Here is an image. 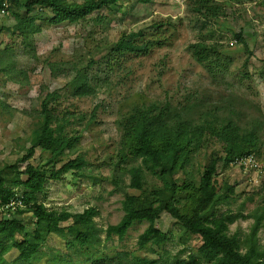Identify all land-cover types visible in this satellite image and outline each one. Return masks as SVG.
Instances as JSON below:
<instances>
[{
	"label": "rangeland",
	"instance_id": "obj_1",
	"mask_svg": "<svg viewBox=\"0 0 264 264\" xmlns=\"http://www.w3.org/2000/svg\"><path fill=\"white\" fill-rule=\"evenodd\" d=\"M19 1L23 4L25 0ZM195 1L120 0L78 22L60 24L49 22L48 11L25 14L24 9L15 8L12 13H0V167L25 154L32 131L41 123L42 98L57 92L52 108L59 116L68 117V132L80 139L55 169L78 155L86 165L57 180L47 178L38 200L58 212L95 208L93 220L102 230L99 248L110 259H116L117 252L149 259L186 258L201 244L198 236L184 232L165 212L155 222L168 234L162 247L138 248V236L147 222L135 223L121 240L116 236L105 239L106 227L122 217L124 196L141 193L128 186L127 173L140 160L132 158L121 144V123L132 108L168 102L196 122L208 113L218 119L233 116L243 131L256 130L260 146L256 156L264 160V1L206 0L208 6L215 7L212 15L200 11ZM15 12L22 17L19 22ZM30 17L33 21L28 23ZM17 23L21 27L14 30ZM36 27L40 29L34 30ZM130 33L140 34L135 36L138 44L153 41L159 45L154 44L143 55L113 53L114 44ZM233 33L241 34L245 42H239ZM195 43L205 44L206 48L198 51L204 59L194 54ZM85 82L93 93L75 95V89ZM224 155L222 144L211 138L192 153L186 174L178 173L173 179L181 184L187 175L197 184L206 162L217 159L213 177L216 195L206 214L237 216L229 233L242 240L254 223L252 214L264 203V178L252 170L245 173L236 166H224ZM46 158L47 153L36 148L33 157L18 167L23 170L28 163H44ZM144 179L148 189L161 184L147 171ZM226 184L233 187L232 193ZM17 190L21 193L23 188ZM176 198L185 211L194 204L185 193ZM22 219L30 230L40 233L42 256L66 255L64 242L46 231V223L37 224L30 214ZM257 240L264 245V221ZM16 256L17 252L10 250L2 264H16ZM41 264H47L45 257Z\"/></svg>",
	"mask_w": 264,
	"mask_h": 264
},
{
	"label": "trees",
	"instance_id": "obj_2",
	"mask_svg": "<svg viewBox=\"0 0 264 264\" xmlns=\"http://www.w3.org/2000/svg\"><path fill=\"white\" fill-rule=\"evenodd\" d=\"M118 1L120 0H25L21 4L19 0H0V13L6 4L8 13L9 10L12 13L15 8L18 11L24 9L25 14L48 11L51 24L75 23L93 11L107 8ZM205 1L197 0L195 3L199 5L200 11L204 10L205 15L214 14L215 7L208 6ZM14 15L19 22L22 17L17 12ZM32 21L33 18L30 17L28 23ZM14 27L16 30L21 26L17 23ZM39 29L40 27H36L34 30ZM232 35L239 42H245L241 34ZM135 36L140 34L130 33L121 37L111 51L143 55L148 53L154 44L159 45L153 41L138 44ZM193 47L194 54L204 59L205 56L200 55L198 51L206 48L205 44L195 43ZM93 91L91 85L85 82L75 89L74 93L86 96L91 95ZM58 96L57 92H49L42 98L39 110L41 123L32 131L31 145L25 154L13 164L0 167V207L11 200L15 203L20 200L22 204L19 206L14 203L13 209L0 210L1 264L5 263L3 256L12 249L17 252L13 260L16 264H41L44 257L47 264H264V245L259 244L257 240L258 228L264 221V203L261 204L260 210L252 214L254 223L242 240L237 234L229 233V225L237 216L231 213L206 214L216 195L213 177L217 159L211 158L206 162L197 184L188 179L187 175L181 184L173 179L178 173L186 174L192 153L211 138H215L224 148V166L231 165L236 157L242 155H259L260 146L256 130L243 131L233 116L218 119L208 113L196 122L185 112L171 108L168 102H151L132 108L121 123V144L132 158L140 160V164L128 168L127 173L128 186L141 193L124 196L121 201L122 217L116 224L106 227L105 239L116 236L121 240L135 223L147 222L146 228L138 236V248L142 250L148 245L162 247L168 240V234L158 229L155 222L160 214L165 212L181 225L184 232L198 236L201 244L186 258L175 256L165 259L159 256L158 259H149L117 252L116 259H110L111 257L104 256V252L99 248V235L102 230L93 220L97 215L95 208L88 207L77 213L65 210L58 212L46 208L38 200V193L43 190L47 178L57 180L70 171L79 172L86 165L81 155H78L55 169L59 159L66 151L75 150L80 139L79 135L68 132V117L59 116L53 110L52 103ZM36 148L47 153L45 162L28 163L20 170L18 164L31 159ZM144 170L155 176L160 181V186H151L150 189L144 187ZM225 186L229 192H233V187L228 184ZM20 187L23 188L21 193L17 190ZM190 188L193 191H190ZM181 193H185L187 199L194 201L187 211L181 209L176 198V195ZM25 214H30L37 224L46 223V231L64 242V249L68 251L66 255L51 253L42 256L39 248L43 239L37 229L28 228L22 219Z\"/></svg>",
	"mask_w": 264,
	"mask_h": 264
},
{
	"label": "built area",
	"instance_id": "obj_3",
	"mask_svg": "<svg viewBox=\"0 0 264 264\" xmlns=\"http://www.w3.org/2000/svg\"><path fill=\"white\" fill-rule=\"evenodd\" d=\"M3 9L1 10V14H8V12L6 11V7L7 5L4 4L3 5ZM231 165L238 167L241 171L247 173L252 171L258 172L259 175L264 178V160L260 159L258 156H256L255 154H246V155H242L239 157H236L232 162ZM15 202L13 200H11L9 203L7 204H3L0 207V210H6V209H13V206L15 204H18L19 206H22L21 201L19 200L18 202Z\"/></svg>",
	"mask_w": 264,
	"mask_h": 264
}]
</instances>
